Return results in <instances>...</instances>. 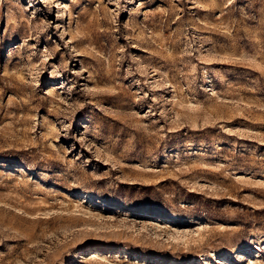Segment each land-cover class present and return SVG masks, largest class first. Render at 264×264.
I'll return each mask as SVG.
<instances>
[{
  "label": "rangeland",
  "instance_id": "obj_1",
  "mask_svg": "<svg viewBox=\"0 0 264 264\" xmlns=\"http://www.w3.org/2000/svg\"><path fill=\"white\" fill-rule=\"evenodd\" d=\"M0 264H264V0H0Z\"/></svg>",
  "mask_w": 264,
  "mask_h": 264
}]
</instances>
